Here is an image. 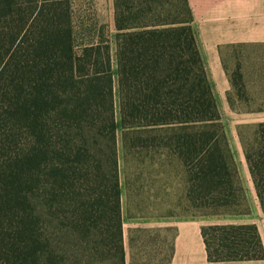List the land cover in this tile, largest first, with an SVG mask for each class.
Masks as SVG:
<instances>
[{
  "label": "trees",
  "instance_id": "16d2710c",
  "mask_svg": "<svg viewBox=\"0 0 264 264\" xmlns=\"http://www.w3.org/2000/svg\"><path fill=\"white\" fill-rule=\"evenodd\" d=\"M72 6L0 0V264H125L119 129L124 153L181 164L196 207L239 214L246 197L189 1L114 0L115 61L105 25L78 41ZM229 74L231 106L247 102L240 64ZM252 128L239 135L264 212ZM202 236L210 262L264 260L256 224Z\"/></svg>",
  "mask_w": 264,
  "mask_h": 264
},
{
  "label": "crops",
  "instance_id": "0c3cea01",
  "mask_svg": "<svg viewBox=\"0 0 264 264\" xmlns=\"http://www.w3.org/2000/svg\"><path fill=\"white\" fill-rule=\"evenodd\" d=\"M193 12V28L199 51L207 72L222 119L225 122H264V111L234 106L229 101L233 92L226 54L235 46L264 44V0H188ZM97 8L106 15L99 21L115 29L114 0H93ZM107 24V25H106ZM116 32V29H115ZM237 124V125H238ZM234 144L238 156L245 159L243 147ZM241 143V142H240ZM243 171L251 180L247 162ZM250 178V179H249ZM251 189L255 192L251 180ZM257 196V195H256ZM128 197V194H127ZM122 219L125 264H264L257 261L210 262L202 236L205 224H257L264 244V226L256 219H231L206 221L201 218ZM128 218V217H127Z\"/></svg>",
  "mask_w": 264,
  "mask_h": 264
},
{
  "label": "rangeland",
  "instance_id": "374dc122",
  "mask_svg": "<svg viewBox=\"0 0 264 264\" xmlns=\"http://www.w3.org/2000/svg\"><path fill=\"white\" fill-rule=\"evenodd\" d=\"M72 5L78 41H81V38H85V24L97 23L101 25L99 21L107 18L102 11L99 12L93 0H72ZM81 30L83 35L79 34ZM106 33L111 41L115 61V29L107 25ZM226 57L229 72L233 74L237 70L238 64H240V72L243 75V89L248 101L246 102L242 99L241 102H237V105L250 109L263 106L264 44L235 46L228 51ZM114 67L116 68V63ZM233 97L236 101L238 100L236 94H233ZM222 122L245 188L246 197L240 206L241 213L230 214L196 207L187 196L188 183L181 164L173 159L169 166L163 165L161 167L160 163L164 162L167 157L165 155V158H163L153 154L152 149L141 152L133 149L131 152L124 153L122 131L119 129V168L124 199L123 213L127 221L131 222L134 218L151 217L161 219L197 217L206 221L224 220L226 218H252L257 220L259 226H264V212L260 207L256 194L251 189V185H249L251 180H247L243 171V166L246 164L245 159L238 156L237 148L233 142L234 138H236L237 147L241 150L243 146L240 143L239 131L244 137L250 138L253 132L252 126L256 122L238 124L237 122H225L223 119Z\"/></svg>",
  "mask_w": 264,
  "mask_h": 264
}]
</instances>
